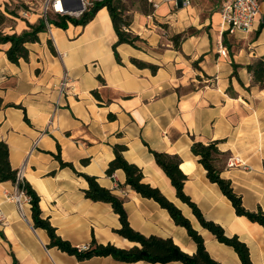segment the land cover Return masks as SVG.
Here are the masks:
<instances>
[{
	"label": "crops",
	"instance_id": "crops-1",
	"mask_svg": "<svg viewBox=\"0 0 264 264\" xmlns=\"http://www.w3.org/2000/svg\"><path fill=\"white\" fill-rule=\"evenodd\" d=\"M4 1L0 0V6ZM220 2L191 0L183 6L166 1V6L159 3L147 15L131 11L129 29L146 46L117 45L121 64L112 51L117 37L105 7L85 25H52L51 34L40 32L39 41L26 44L27 61L10 62L3 51L6 45L0 46V140L7 144L11 167L39 196L41 217L72 246L88 245L92 237L119 248L138 245L114 232L120 224L109 204L84 196L87 181L81 174H86L124 198L123 208L133 230L170 238L182 251L195 252L185 228L175 224L153 199L125 186L121 169L105 173L114 157L113 145L120 144L126 147L124 159L139 167L142 180L180 210L213 260L240 264L233 248L203 228L191 208L176 197L149 150L176 155L186 176L183 193L203 218L218 224L226 236H237L247 246L251 264H264V228L235 213L190 150L193 141H218V149L226 154L220 177L230 182L246 210L264 211V88L250 87L245 69L264 54V25L260 18L247 33L223 31ZM259 2L264 14V0ZM34 11L24 18L29 23L37 20L39 6ZM162 17L171 25L178 24L180 30H194L179 49L170 44L157 48L159 37L152 20ZM24 28L23 20L13 23L15 31ZM227 40L226 56H222L217 43ZM131 57L158 68L154 73L138 68L129 61ZM232 63L239 65L237 77L231 76ZM63 75L67 84L60 89ZM57 154L74 169L61 167L54 157ZM232 156L243 159L248 168L227 167ZM17 191L11 182H0V206L6 217L0 224V264H182L119 262L110 256L79 261L56 247L47 248V234L33 227L30 204L23 203L20 215L8 198Z\"/></svg>",
	"mask_w": 264,
	"mask_h": 264
},
{
	"label": "trees",
	"instance_id": "trees-1",
	"mask_svg": "<svg viewBox=\"0 0 264 264\" xmlns=\"http://www.w3.org/2000/svg\"><path fill=\"white\" fill-rule=\"evenodd\" d=\"M20 7L24 9L28 8H25V5L19 3L17 0L4 1L0 6V46L6 45L3 51L6 58L12 63H18L20 59L27 61L28 50L26 44L39 41L38 34L46 30L42 18H38L33 23H29L26 19L21 18L18 12ZM101 7H105L109 14L113 30L117 37V40L112 45V51L116 62L121 64L116 46L125 43L139 49L140 47L136 42H144V40L128 30L131 20L124 13L125 7L119 0H104L96 3L79 18L53 16L49 23L60 28H65L68 24L67 22L73 25H85ZM143 14H150L149 9L143 8ZM17 20H23L25 22L24 29L20 31L13 30V23ZM178 38H181V40L184 39L182 33L175 36V39ZM175 48L179 49V44L176 42ZM129 61L138 68H148L152 73L158 68L157 65L133 57ZM231 66V76L237 77L236 68L239 65L232 63ZM245 69L251 78L250 87L264 88V54L247 63ZM237 80L241 84L239 79ZM93 93L96 94L95 91ZM2 106V98L0 97V108ZM109 116L111 118L113 117L112 115ZM24 120L28 122L26 116H24ZM217 143L218 141H209L207 143L193 141L190 150L193 155L198 157V162L204 168L207 179L218 185L223 195L230 201L235 213L245 216L250 221L256 222L264 228V211L260 208H257L255 211L246 210L242 205L241 197L233 191L230 182L220 177L226 154L218 149ZM112 148L114 157L108 162L105 173L111 175L116 169H121L125 174V186L142 197L153 199L160 207L166 209L173 222L184 227L189 237L195 243V252L193 254L182 251L170 238H161L153 235L144 236L133 230L127 221V215L123 208L124 198L117 196L111 190L101 186L95 176L86 174H81L87 181V188L83 190L84 196L92 201H102L109 204L112 211L118 216L120 224L117 229H114V232L138 245H133L129 248H119L111 243H98L92 237L87 245V249L79 251L77 247L72 246L67 240L62 239L55 233V229L51 226L48 219L41 217L38 205L39 196L27 181L18 178L17 170L11 167L8 160L7 144L2 140H0V182H11L29 198L33 227L43 229L49 238L46 247H56L62 252L73 255L79 261L94 256H110L119 262H136L142 260L150 263L179 261L182 264H220L208 255L201 236L191 227L189 221L181 214L180 210L167 200L156 187H152L142 180L143 174L139 167L124 159L122 152L126 147L115 144ZM149 151L153 155L155 164L169 179L171 186L175 190L176 197L191 208L200 225L211 232L219 242L231 246L237 253L240 264H251L247 246L239 241L235 235L230 237L226 236L218 224L204 219L196 205L183 193L182 187L186 176L179 169L180 159L176 155H169L153 150ZM54 157L59 161L61 167L67 166L74 169L71 163L63 162L58 154L54 155ZM81 161L86 162L87 160L82 159Z\"/></svg>",
	"mask_w": 264,
	"mask_h": 264
},
{
	"label": "built area",
	"instance_id": "built-area-1",
	"mask_svg": "<svg viewBox=\"0 0 264 264\" xmlns=\"http://www.w3.org/2000/svg\"><path fill=\"white\" fill-rule=\"evenodd\" d=\"M104 0H41L39 5L38 16L44 20L46 30L49 34L50 28L53 25L49 23L48 16L65 17V18H79L89 11L96 3ZM153 7H157L160 1L149 0ZM173 3H180L186 6L191 0H166ZM220 6L218 10L219 14V25L223 31L233 34L235 32L247 33L252 30L253 25L261 18V24L264 25V14L261 11V5L259 0H220ZM33 10L28 6V9L20 10V14L24 18L32 16ZM69 24V22H67ZM217 52L222 56H226V49L222 45L221 41L217 43ZM67 84V77L63 75L60 81V89L65 87ZM227 167H236L247 169L248 165L246 162L238 156H232L227 159ZM19 178V177H18ZM20 179V178H19ZM11 199L20 213L23 215V203L29 202V198L24 194L22 190L17 191L11 196ZM6 220L5 214L0 206V224H3ZM79 251L87 249V245H81L77 247Z\"/></svg>",
	"mask_w": 264,
	"mask_h": 264
},
{
	"label": "rangeland",
	"instance_id": "rangeland-1",
	"mask_svg": "<svg viewBox=\"0 0 264 264\" xmlns=\"http://www.w3.org/2000/svg\"><path fill=\"white\" fill-rule=\"evenodd\" d=\"M17 1L19 3L25 5V8H27L28 6L31 7L34 13H35L34 10H36L38 8V6L41 2V0H17ZM119 1L125 7L124 13L130 18V20H131L130 12L133 10L143 14V8L149 9L150 13L153 12V10L155 9V7H153L152 3L149 0H119ZM155 1H160L159 3L166 2V0H155ZM167 2H169V1H167ZM164 5L166 6L167 3H164ZM23 7H20L18 10L21 18H24V16H22V14H20V10H22V9L24 10ZM181 7H183V6H181ZM173 10L175 11L174 7H173ZM212 10L213 9L208 10L207 13H211ZM33 17H35V15H33ZM36 17H37V19L40 18L39 16H36ZM48 20H50L49 16H48ZM152 23L155 25V27L153 29L156 31H154V32L159 37V40L157 42V48L160 50L164 49L167 44H170L174 48H175V42L180 44V42L182 41L181 38L175 39V36H177L178 34L182 33V35L185 38L188 34L194 32V30L191 27H187V28H184V30H180V28H179L180 26H178V24L171 25L170 20H166L164 17H162L159 20L153 19ZM209 28H210L209 26L206 28L207 32H208ZM128 30L130 31V29H128ZM229 41L230 40H227L226 42L222 41V45H224L225 43H228ZM136 44L141 46V47H144V48L146 46L145 41L144 42H136Z\"/></svg>",
	"mask_w": 264,
	"mask_h": 264
}]
</instances>
